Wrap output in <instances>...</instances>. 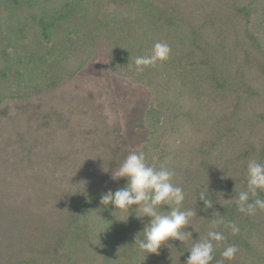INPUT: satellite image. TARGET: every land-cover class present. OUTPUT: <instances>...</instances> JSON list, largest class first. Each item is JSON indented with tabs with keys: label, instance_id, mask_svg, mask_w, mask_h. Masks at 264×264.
<instances>
[{
	"label": "trees",
	"instance_id": "1",
	"mask_svg": "<svg viewBox=\"0 0 264 264\" xmlns=\"http://www.w3.org/2000/svg\"><path fill=\"white\" fill-rule=\"evenodd\" d=\"M36 2L0 0L14 18ZM126 6L131 16L120 9ZM34 24L43 42L25 56L36 70L21 68L19 52L0 53V264H185L195 239L210 230L226 237L212 264L225 244L239 252L224 264H264V210L242 214L230 200L246 190L248 161L264 163V0H63ZM126 31L129 45L121 41ZM176 33L182 41L169 59L137 74L136 57L150 55L157 42L171 49ZM107 41L118 48L112 69L153 90L148 143L135 153L172 172L185 193L180 207L197 212L185 229L193 239L170 240L174 246L159 255L135 244L150 217L137 218L134 206L122 211L127 220L101 204L102 194L127 183L111 179L133 153L116 144L119 123L109 125L98 111L70 112L51 92L73 73L71 57L105 49ZM94 105L87 102L89 111ZM208 111L215 112L211 124ZM195 126L204 131L193 135ZM85 129L91 139L77 144ZM84 140L91 142L85 148ZM207 188L213 207L205 210L199 197Z\"/></svg>",
	"mask_w": 264,
	"mask_h": 264
},
{
	"label": "rangeland",
	"instance_id": "2",
	"mask_svg": "<svg viewBox=\"0 0 264 264\" xmlns=\"http://www.w3.org/2000/svg\"><path fill=\"white\" fill-rule=\"evenodd\" d=\"M36 1V5L25 6L24 12H19L17 18L11 17L10 13L6 11L8 10L6 3H0V53L3 52V49L8 48L11 53L19 52L21 58L19 65L22 69L27 67L28 69L36 70L37 63H35V60L33 61L32 57L28 58L25 56L29 53H33L36 47L40 46L43 42L42 36L34 31L35 21L39 17L45 16L46 9L47 11L53 10L63 2V0ZM126 7H120V9L124 11L125 15L131 16V6ZM254 22H257V20H254ZM122 28L125 29L126 25H122ZM251 29L255 30L257 33L256 25L252 24ZM123 34L125 36L122 37V43L124 45H129L128 37L131 36V31H126ZM176 34L177 36L173 39L174 42L171 51L178 49L180 47L179 41H182L180 33ZM89 49V56L87 54H79L74 58L71 57V59H74V61H72L73 65H70L72 67L70 69L71 73H73L65 77L64 81L59 83L56 88L52 89L51 92L54 95L53 97L56 100L63 101L65 106L71 110L70 112L77 114L84 113V115L88 114L90 117L93 116V114H97L96 112L98 111L101 113L100 115L107 116V123L109 125L119 123V130L116 132V135H118L116 144L132 152H137L148 143L150 131L146 123L144 124L143 122L154 97L153 90L147 88L140 82L131 80L130 77L124 73L116 72L112 69L111 58L115 56L113 53L118 49L113 41H107L105 49H94L92 47ZM129 62H131V60L125 63ZM19 93H23L22 87L19 89ZM190 96L188 99L194 101V95L191 94ZM87 102H95L94 107H91L92 111H89ZM196 103L198 104V102ZM188 112L191 118H195V111ZM208 113L211 124L216 118L215 112L208 111ZM249 115H252V112ZM188 118L185 117V119ZM89 127L90 125H88V128ZM111 129L112 128H109V130ZM201 129L204 131V128L195 126L191 133L193 135H198ZM89 131L90 129L78 131V137H75L76 143L78 144L79 141L83 139L90 140L91 138H84L87 136L83 134V132H85L88 135ZM87 140L82 142L83 148L91 143ZM191 141L192 140L189 138L188 145ZM199 144L200 142L196 145L198 146ZM81 151L79 150V152ZM79 155L82 156V152L76 156ZM161 208H158V210ZM161 211L165 210H160V214L166 215ZM120 213L127 219L124 212L120 211ZM117 214H119V212H117ZM115 217L119 218L117 215H114V218ZM114 220L116 222V219ZM255 262H252V264Z\"/></svg>",
	"mask_w": 264,
	"mask_h": 264
},
{
	"label": "clouds",
	"instance_id": "3",
	"mask_svg": "<svg viewBox=\"0 0 264 264\" xmlns=\"http://www.w3.org/2000/svg\"><path fill=\"white\" fill-rule=\"evenodd\" d=\"M170 52L168 44L155 43L150 55L136 57L135 72L142 74L145 68L167 61ZM172 176L173 173L167 168L156 169L149 165L143 152H133L111 174L113 181L118 182L120 179H125L127 181L125 186L118 188L115 192L109 190L101 195V204L104 206L112 205L115 211L125 212L135 206L137 218H151L142 231L143 238H138L140 232L135 240L139 249L148 254L159 255L162 247L171 249V246L174 245L169 243L170 240H178L185 244L190 238L193 239L192 232L185 231V229L190 226V220L197 215V212L190 208L182 209L180 207L185 200V193L183 188L175 186L171 182ZM246 178V190L241 191L238 196L235 195L230 200L235 199L240 213L254 215L257 209L264 210V199L259 198V193L264 192V163L255 159L249 160ZM207 197L208 188L199 197L204 202L205 210L213 207V201ZM165 205L170 206V211L168 214L162 215L158 208ZM138 213H142V215ZM215 214L216 212L214 217ZM223 223L222 219L214 220L212 227L215 228L217 224ZM226 226L231 229L233 235H237L240 231L235 223L229 222ZM195 240L196 242L189 249L190 255L185 264H212L215 246L224 243L226 237L220 231L210 230L206 238ZM238 252L239 247L236 244H225L221 252L222 259L217 261V264L234 260Z\"/></svg>",
	"mask_w": 264,
	"mask_h": 264
},
{
	"label": "water",
	"instance_id": "4",
	"mask_svg": "<svg viewBox=\"0 0 264 264\" xmlns=\"http://www.w3.org/2000/svg\"><path fill=\"white\" fill-rule=\"evenodd\" d=\"M144 121H145V119H144ZM144 124H145V122H143ZM129 150V149H128Z\"/></svg>",
	"mask_w": 264,
	"mask_h": 264
}]
</instances>
